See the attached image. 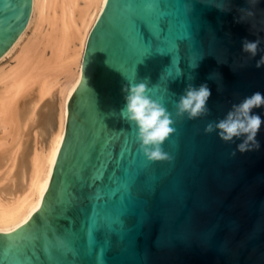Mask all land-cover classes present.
Listing matches in <instances>:
<instances>
[{
  "label": "water",
  "instance_id": "95a60500",
  "mask_svg": "<svg viewBox=\"0 0 264 264\" xmlns=\"http://www.w3.org/2000/svg\"><path fill=\"white\" fill-rule=\"evenodd\" d=\"M30 5L0 0V56ZM0 264H264V0H100Z\"/></svg>",
  "mask_w": 264,
  "mask_h": 264
},
{
  "label": "bare ground",
  "instance_id": "6f19581e",
  "mask_svg": "<svg viewBox=\"0 0 264 264\" xmlns=\"http://www.w3.org/2000/svg\"><path fill=\"white\" fill-rule=\"evenodd\" d=\"M100 0H31L25 26L1 56L0 232L39 206L65 130Z\"/></svg>",
  "mask_w": 264,
  "mask_h": 264
},
{
  "label": "rangeland",
  "instance_id": "374dc122",
  "mask_svg": "<svg viewBox=\"0 0 264 264\" xmlns=\"http://www.w3.org/2000/svg\"><path fill=\"white\" fill-rule=\"evenodd\" d=\"M5 53V52H4ZM4 53L2 55H4ZM1 55V56H2ZM0 56V58H1ZM14 59H13V55H8L6 56L5 58H3L1 61H0V68H9V66H12L14 64Z\"/></svg>",
  "mask_w": 264,
  "mask_h": 264
}]
</instances>
